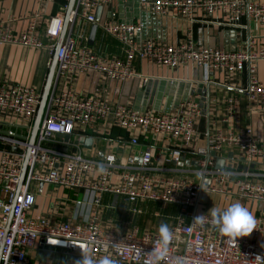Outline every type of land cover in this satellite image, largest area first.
Returning <instances> with one entry per match:
<instances>
[{
    "label": "built area",
    "instance_id": "2783aa9c",
    "mask_svg": "<svg viewBox=\"0 0 264 264\" xmlns=\"http://www.w3.org/2000/svg\"><path fill=\"white\" fill-rule=\"evenodd\" d=\"M138 1L142 9L158 16L174 12L194 22L197 13L203 15L198 21L217 14L220 19L213 22L218 25L239 28L244 18L264 25V3L249 0ZM112 2L75 0L57 49L65 3L53 9L56 0H39L38 8L28 15L26 28L16 37L0 27V45L56 54L54 77L33 144L28 138L40 90L0 82V264H75L85 250L96 258L109 255L118 264H144L158 247V228L132 225L120 233L113 221L101 218L103 211L112 208L104 203L105 195L114 198V205L123 198L131 205L124 211L135 216L145 213L142 205L148 202L177 206L175 216H165L171 219L168 225L174 239L161 264H259L256 257H264V249L257 244L258 236L264 235L263 214L256 217L252 233L234 243L211 227L208 212L202 209L197 213L202 194L228 195L231 187L236 189L235 201L244 206L247 201L264 203V168L249 166L256 162L253 160L264 163V141L253 135L249 125L236 131L225 129L238 104L237 97L226 98L224 115L212 122L205 134L206 145L199 146L198 121L203 113L197 100L181 101L169 112L139 111L104 96H82L73 82L78 75L96 73L106 81L137 78L146 84L158 78L159 69L192 66L200 70L202 82H210L213 73L222 72L235 79V91L245 92L249 101L264 103V80L256 77L252 66L256 60H264V44L257 46L248 36L245 48L225 50L197 45L191 33L176 44L139 40L142 25L117 19ZM98 8L100 13L107 12L98 25L118 44L117 54L96 53L88 38L76 30L79 21L96 23ZM143 66L146 72L140 70ZM244 73L245 84L239 85ZM98 123L129 132L130 145L140 147L139 161L121 162L113 153L99 158L84 156L73 136ZM13 129L24 131L26 138L13 135ZM58 134L69 138L64 140ZM153 143L162 145V156L154 152ZM27 150L24 181L18 188ZM227 150L237 154L231 158L235 163L226 166L224 162L223 168H216L219 154ZM100 165L106 169L104 173H98ZM31 184L57 189L52 204L60 219L29 216L35 204ZM65 191L71 193L63 197ZM151 214L156 218L162 215L157 210ZM203 214L205 223L193 221ZM58 253L61 256L57 257Z\"/></svg>",
    "mask_w": 264,
    "mask_h": 264
},
{
    "label": "crops",
    "instance_id": "0c3cea01",
    "mask_svg": "<svg viewBox=\"0 0 264 264\" xmlns=\"http://www.w3.org/2000/svg\"><path fill=\"white\" fill-rule=\"evenodd\" d=\"M38 1L0 0V27L9 29L15 37L19 35L27 26L28 15L38 8ZM65 1L67 5L68 0ZM249 1L264 3V0ZM112 5L117 19L142 25L137 36L139 40L149 38L176 44L182 42L191 33L197 45L218 47L225 50L245 48L248 36L255 39L257 46L264 44V25H259L252 19L244 18L242 20L243 26L235 28L213 22L220 19V15L217 14L206 19L207 21H198L199 18L202 19L203 15L197 13L195 15L196 21L191 22L174 12L163 16L153 15L142 9L138 0H113ZM106 14V10L99 14L98 20L94 23L97 25V30L93 44L88 45L99 54H117L119 51L118 44L110 37L105 36L98 25ZM92 25V23L79 21L76 30L88 38ZM52 56L45 49L34 50L18 45H0V82L27 84L41 92ZM252 66L255 69L256 77L264 80V60H256L252 62ZM140 70L146 72V67L143 66ZM156 75L158 78L143 84L137 78L124 82L106 81L96 73H86L75 78L73 87L82 96H104L112 103L130 105L139 111L153 109L169 112L181 101L197 100L203 113L198 121L199 146L206 145L205 134L208 129L211 130L212 122L218 121L224 115L226 98L237 97L238 104L225 129L236 131L245 125H249L253 135L260 141H264V103L249 101L245 92L235 91L232 87L237 83L232 77L226 76L222 72H216L210 76L211 81L205 83L201 81L200 70L192 66L176 70L159 69ZM246 79L247 74L244 73L238 84H245ZM12 132L18 135L26 134L24 131H15L14 129ZM81 136L93 139L90 148L81 144L82 153L86 157L99 158L106 153H113L121 162L138 159L140 147L130 145L129 138L131 135L123 129L98 123L84 131H77L73 139L79 141ZM140 141L144 143L143 139ZM154 144H152L154 152L161 155L163 153L162 145ZM233 157L237 158V154L228 150L219 154V159H223L226 166L235 163L231 159ZM249 166L253 169H261L264 168V163L253 162ZM30 190L34 194L35 204L29 212V216L60 219L55 215L52 204V198L57 193L56 188L42 184H31ZM70 193L65 191L62 194L63 197H66ZM113 199V197L105 195L103 201L113 208L118 203L117 201L114 205ZM252 208L253 203L250 202L248 210L253 214L255 211ZM110 209L106 210L108 216ZM258 210L264 215V203L256 205V211ZM257 244L264 249V235L258 236ZM50 254L52 255L53 252ZM58 255L60 254L58 253L57 257Z\"/></svg>",
    "mask_w": 264,
    "mask_h": 264
},
{
    "label": "clouds",
    "instance_id": "9594fccd",
    "mask_svg": "<svg viewBox=\"0 0 264 264\" xmlns=\"http://www.w3.org/2000/svg\"><path fill=\"white\" fill-rule=\"evenodd\" d=\"M98 173H104L103 165L97 167ZM208 222L222 237L236 243L238 238L246 237L255 229L256 219L247 207L239 202L229 204L226 208L212 207L209 211ZM194 222L203 224L206 218L203 215L196 216ZM174 239V232L167 223H161L157 230V249L149 254V259L144 264H161L169 251V245ZM259 264H264V257L257 256ZM75 264H118V261L105 255L102 258L94 257L90 251L81 252V258Z\"/></svg>",
    "mask_w": 264,
    "mask_h": 264
},
{
    "label": "rangeland",
    "instance_id": "374dc122",
    "mask_svg": "<svg viewBox=\"0 0 264 264\" xmlns=\"http://www.w3.org/2000/svg\"><path fill=\"white\" fill-rule=\"evenodd\" d=\"M259 163H262V161L259 160H253ZM232 190L230 194L228 195H217L216 197H212V195L208 194H202L200 197L199 205L197 208V213H200L201 210H205L208 212L212 207H220V208H226L229 204L236 202L233 194H235L236 189L231 187ZM106 203V202H105ZM154 202H148L147 204H143L142 207H151L152 205H155ZM258 202H253V208L255 212H253V216L256 219V217L261 214V211H256V205H258ZM250 202H245V207L249 209ZM131 205H127L126 202L123 200V198H119L118 203L115 207L111 208L109 210V216L106 214V210L103 211L101 214V218L105 221H113L116 226H118V230L120 233H125L129 230V228L132 225L138 226L140 229H156L161 223H169L171 219H163V218H156L153 216L145 217L144 215L135 216L130 214L129 212H125L124 209L127 207H130ZM159 208V207H155ZM154 209V208H153ZM163 211L167 210V206L161 207ZM149 210V209H147ZM146 210V211H147ZM178 208L175 207L172 209L171 214L175 216L177 214ZM164 214V213H163ZM166 214V213H165ZM167 215V214H166ZM108 218L110 220H108Z\"/></svg>",
    "mask_w": 264,
    "mask_h": 264
},
{
    "label": "water",
    "instance_id": "95a60500",
    "mask_svg": "<svg viewBox=\"0 0 264 264\" xmlns=\"http://www.w3.org/2000/svg\"><path fill=\"white\" fill-rule=\"evenodd\" d=\"M74 3H75V0H68L67 1V5H66V9H65V17H64L63 28H62L61 34L59 36V39L57 41L56 49L60 46V44H61V42H62V40L64 38V35H65V32H66V28H67L68 16H69V13H70V11L72 10V8L74 6ZM100 10H101V8H98L97 11H96V20H98V18H99ZM96 30H97V25L93 24L91 26V30H90L89 37H88V44L89 45L93 44V40H94V37H95V34H96ZM55 67H56V54L54 53L53 56H52L50 67L48 69V73H47V76H46L45 84H44L43 89L41 91L40 102H39V105H38V108H37V112H36V115H35V118H34V121H33V124H32L31 132H30V135H29V138H28V141H29L30 144L34 143L36 134H37V132H38V130L40 128V124H41V121H42V118H43V114H44V110H45V107H46V103H47L49 91H50V88H51L52 80H53V77H54ZM13 135H15L17 137H20V138H23V139L26 138L23 135H18V134H13ZM58 136L61 137V138H64V140H67L69 138L68 135H64V134H58ZM92 140L93 139L91 137L81 136L79 141H78V143L83 144V146L86 147V148H90L92 146ZM27 159H28V150L26 151L25 160H24L23 165H22V171H21V174H20V177H19L18 188L21 186V184L24 181ZM135 161L138 162L139 159H136ZM192 164L194 165L195 163L193 162ZM223 166H224V160L223 159H217L216 163H215V167L216 168H223ZM1 247H2V245L0 244V255H1Z\"/></svg>",
    "mask_w": 264,
    "mask_h": 264
},
{
    "label": "trees",
    "instance_id": "16d2710c",
    "mask_svg": "<svg viewBox=\"0 0 264 264\" xmlns=\"http://www.w3.org/2000/svg\"><path fill=\"white\" fill-rule=\"evenodd\" d=\"M64 3H66V1L65 0H56V4H55V7L58 5V4H64ZM167 206V205H166ZM155 207H159V208H155ZM161 207H164V205H161V204H158V203H156L155 205H152L151 207H146L145 208V214H143L145 217H148V216H153L151 213H152V211H155V210H157V211H160V213L162 214L161 215V218H163V219H166V214L167 215H169L168 213H171L172 212V209L173 208H175V207H177V206H172V205H168L167 206V210H165V211H163L162 209H161ZM154 208V209H153ZM147 209H149V210H147ZM147 210V211H146ZM168 212V213H167ZM164 213V214H163ZM166 213V214H165ZM154 217V216H153ZM160 218V217H159Z\"/></svg>",
    "mask_w": 264,
    "mask_h": 264
}]
</instances>
